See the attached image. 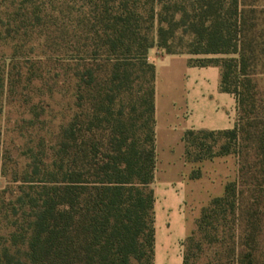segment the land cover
Returning a JSON list of instances; mask_svg holds the SVG:
<instances>
[{
  "label": "trees",
  "instance_id": "obj_1",
  "mask_svg": "<svg viewBox=\"0 0 264 264\" xmlns=\"http://www.w3.org/2000/svg\"><path fill=\"white\" fill-rule=\"evenodd\" d=\"M0 24L14 59L31 62L27 82L43 79V59H64L76 110L56 144L45 151L41 141L29 158L17 201L20 235H13L27 249L24 258L5 249L0 264H154L155 47L213 56L197 63L219 66L221 90L237 97L233 130L185 134L188 162L229 154L230 144L213 152L207 141L216 136L237 142L247 132L264 149L255 80L264 75V0H0ZM200 176L196 169L191 178ZM242 196L238 182L228 183L186 243L196 233L219 242L211 230L229 216L240 222ZM253 226L238 227L222 254L227 264H256Z\"/></svg>",
  "mask_w": 264,
  "mask_h": 264
},
{
  "label": "rangeland",
  "instance_id": "obj_2",
  "mask_svg": "<svg viewBox=\"0 0 264 264\" xmlns=\"http://www.w3.org/2000/svg\"><path fill=\"white\" fill-rule=\"evenodd\" d=\"M3 38L0 24V78L5 79L3 92L0 81V257L5 249H9L15 257L18 255L24 258L26 244L20 238L17 243L13 241V235H20L18 225L15 223L21 216L17 202L20 187L23 185L21 178L24 177L31 162L29 158L33 153H38V145L41 141L45 151H49L56 144L61 129L69 123L76 111L75 97L73 85L65 82L63 77L64 67H67L64 59L55 61L52 59L57 63L55 65L51 64L52 62L48 64L46 63L48 59H43L45 64L42 66L45 71L43 79H36L29 83L26 79L29 76L31 62L20 66L19 63L23 62L14 59L11 40ZM152 50L167 53L166 50L158 47ZM176 50L177 54H190L188 48L179 47ZM47 71H51L52 74H47ZM16 77L19 83L16 88H13L10 82ZM255 80L256 90L259 93L257 99L264 103V75ZM263 115L264 113L261 116ZM247 135L246 132L237 142L224 136H216L213 139L215 142L207 141L209 145H212L215 153L221 152L224 145H231L229 154L216 158L221 159L220 170L229 168V176L224 179L225 186L231 182H238L243 191L240 222L237 221L236 227L233 217L229 216L220 226L215 223L214 227H217L218 233L211 230V237L213 240L219 239L217 243L209 244L212 239L205 238V235L199 233L194 235L192 243H186L185 240L182 256L184 260L185 255H189L188 264H227L222 254L234 241V233L238 235V227L240 231L241 229L245 231L251 225L257 227L255 261L256 264H264V149L259 139L248 141ZM203 162L197 163L195 168V170L199 169L201 174ZM195 230H197V224ZM221 255L223 260L219 263Z\"/></svg>",
  "mask_w": 264,
  "mask_h": 264
},
{
  "label": "crops",
  "instance_id": "obj_3",
  "mask_svg": "<svg viewBox=\"0 0 264 264\" xmlns=\"http://www.w3.org/2000/svg\"><path fill=\"white\" fill-rule=\"evenodd\" d=\"M149 58L156 67L154 264H183L184 241L195 230L204 206L224 195V179L229 176V168L220 170L221 159L216 158L203 162L200 178L192 179L197 164L186 160L184 137L191 130H233L237 97L221 90L219 66L197 63L213 56L152 50Z\"/></svg>",
  "mask_w": 264,
  "mask_h": 264
}]
</instances>
